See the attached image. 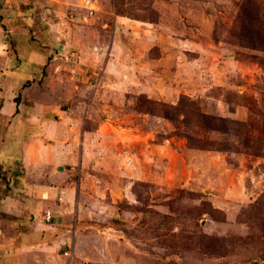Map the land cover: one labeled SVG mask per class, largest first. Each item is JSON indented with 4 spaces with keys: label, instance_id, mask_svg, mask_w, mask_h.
<instances>
[{
    "label": "rangeland",
    "instance_id": "obj_1",
    "mask_svg": "<svg viewBox=\"0 0 264 264\" xmlns=\"http://www.w3.org/2000/svg\"><path fill=\"white\" fill-rule=\"evenodd\" d=\"M261 43L264 0H0V108L76 143L47 206L0 162V264H264Z\"/></svg>",
    "mask_w": 264,
    "mask_h": 264
},
{
    "label": "crops",
    "instance_id": "obj_2",
    "mask_svg": "<svg viewBox=\"0 0 264 264\" xmlns=\"http://www.w3.org/2000/svg\"><path fill=\"white\" fill-rule=\"evenodd\" d=\"M32 72L33 71H31V73ZM15 73L16 72L10 71V87H18L22 82L26 80V75L21 76L20 78L19 76H17V73L16 75ZM5 74L6 72H0V84L4 83L5 80L3 79H5ZM19 110L20 104L14 101L13 99L5 100L3 106L0 108V123H5V125H9L10 130H12V128L18 129V135H10V133L8 132L7 135L1 136L0 162L2 164H5L6 166H10L13 165L16 160H21V163L24 169L26 170L27 175L32 172V170L34 169L33 167L45 168L47 176L46 179L48 180V182L42 183L41 181H38L36 182V185L40 187L38 191L42 196V203L47 206L48 204H51V202L55 201L56 198H54V193H58L60 190L54 185V183H58L56 182L57 177L60 175H64L66 169L69 166H71L72 168L76 165V143L74 141H70L68 143H54V141L51 142L50 139H53L55 136L52 135V133L50 132L49 123L59 122L60 118L38 119V121H36L37 123H40L41 121L46 123V130H43V135L39 132L37 134L25 133V130L22 128L21 124H24V122L27 121H35L36 119L34 118L33 114H25L24 112H19ZM42 138H46L48 140L42 142ZM37 139H41V151H35L33 153L32 145L33 143L37 142ZM14 141H17V146L13 144ZM24 185H29L27 179H24ZM60 195L61 198L58 199L60 203H57V205L59 208V212H63L64 209H66V207L68 206L66 202L70 198L71 193L67 190L66 187L63 188ZM26 199H28V201L32 200L31 196L27 197ZM16 201L19 202L17 206L18 210L26 212L27 207H29V204L27 205L25 201L21 202L20 199ZM13 202H15L14 197L11 195H7L0 201V210L8 212L9 214H15L14 209L11 205L13 204ZM46 209L48 210V212L51 213L52 216V211L49 208Z\"/></svg>",
    "mask_w": 264,
    "mask_h": 264
},
{
    "label": "trees",
    "instance_id": "obj_3",
    "mask_svg": "<svg viewBox=\"0 0 264 264\" xmlns=\"http://www.w3.org/2000/svg\"><path fill=\"white\" fill-rule=\"evenodd\" d=\"M256 19L259 23L262 24L263 20L260 19L259 15H257ZM222 245H224V242L222 244L220 238L208 237L205 243V250L210 253H217L218 250H221Z\"/></svg>",
    "mask_w": 264,
    "mask_h": 264
},
{
    "label": "built area",
    "instance_id": "obj_4",
    "mask_svg": "<svg viewBox=\"0 0 264 264\" xmlns=\"http://www.w3.org/2000/svg\"><path fill=\"white\" fill-rule=\"evenodd\" d=\"M50 216H51V213L48 212V213H47V218H50ZM66 254H69V252H66Z\"/></svg>",
    "mask_w": 264,
    "mask_h": 264
}]
</instances>
